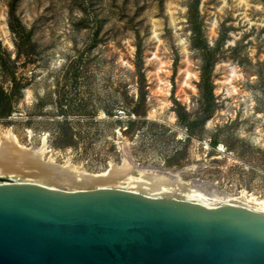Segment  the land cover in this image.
Instances as JSON below:
<instances>
[{
	"label": "rangeland",
	"instance_id": "rangeland-1",
	"mask_svg": "<svg viewBox=\"0 0 264 264\" xmlns=\"http://www.w3.org/2000/svg\"><path fill=\"white\" fill-rule=\"evenodd\" d=\"M0 87V144L45 139L15 159L28 179L69 189L71 166L127 160L264 201V0H0Z\"/></svg>",
	"mask_w": 264,
	"mask_h": 264
},
{
	"label": "water",
	"instance_id": "water-1",
	"mask_svg": "<svg viewBox=\"0 0 264 264\" xmlns=\"http://www.w3.org/2000/svg\"><path fill=\"white\" fill-rule=\"evenodd\" d=\"M0 264H264V213L0 176Z\"/></svg>",
	"mask_w": 264,
	"mask_h": 264
},
{
	"label": "bare ground",
	"instance_id": "bare-ground-1",
	"mask_svg": "<svg viewBox=\"0 0 264 264\" xmlns=\"http://www.w3.org/2000/svg\"><path fill=\"white\" fill-rule=\"evenodd\" d=\"M184 72L187 74V77H184V82L188 83V77L192 72L189 70L187 65L184 68ZM237 75L239 74L236 67L231 66L227 70L225 79L228 80V82H231ZM233 90H235L234 86L231 87L230 91ZM6 137L7 138L0 144V175L4 176L5 174H16L24 179H28L30 176L35 177L36 174L32 171L23 170L26 166L25 164L23 165L22 160L15 159L20 158V156L23 157V155L27 154L31 156L30 159L26 157L27 160L33 161L35 159V162L37 160L41 161L45 149V139H42V144L40 146H32L31 148H28L21 145L12 132H8ZM47 161L48 163L53 162L51 158ZM64 166L61 165V167ZM129 168L130 166L127 160H124L123 164L120 166L110 164L106 170L91 174L80 171L71 166L70 171L74 173L77 179L75 181L68 180L71 182L70 186H72L69 189L83 188L90 184L97 186H118L120 188L138 191L149 195L176 196L179 198L193 200L206 206H215L219 203H234L231 201H235L240 198L241 202L244 204L243 206L264 213V201L248 196L245 193H240L241 196H233L231 193L227 192H206L194 185L181 182L179 176L174 175L176 179L173 181L170 177L156 174L147 175L146 173L143 174L144 172L141 173L140 176H134L129 172ZM42 183L61 187L50 181Z\"/></svg>",
	"mask_w": 264,
	"mask_h": 264
},
{
	"label": "trees",
	"instance_id": "trees-1",
	"mask_svg": "<svg viewBox=\"0 0 264 264\" xmlns=\"http://www.w3.org/2000/svg\"><path fill=\"white\" fill-rule=\"evenodd\" d=\"M11 26V24H10ZM12 27V26H11ZM13 28V27H12ZM14 30V29H13ZM15 33L17 34V39L15 41L16 45L18 47H20L24 42H25V39L22 35H20V33L15 30ZM4 94V95H3ZM6 96L5 95V92L3 91V89L0 87V106H2V109H6L7 108V102H4V100L1 98V96ZM131 120L129 119L128 122H130Z\"/></svg>",
	"mask_w": 264,
	"mask_h": 264
}]
</instances>
